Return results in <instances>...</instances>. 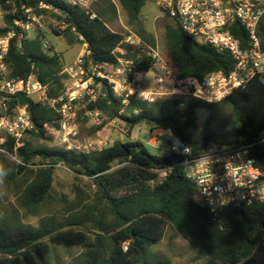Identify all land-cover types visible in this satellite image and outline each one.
<instances>
[{
    "label": "trees",
    "instance_id": "1",
    "mask_svg": "<svg viewBox=\"0 0 264 264\" xmlns=\"http://www.w3.org/2000/svg\"><path fill=\"white\" fill-rule=\"evenodd\" d=\"M23 1L31 6L40 2L49 5L50 10L36 9V13L51 12L59 23L67 24L66 34L71 43L81 42L78 38L81 35L94 64L116 66L119 56H135L124 43L125 34L108 26L110 15H116L112 0H99L92 9L94 17L61 0ZM147 1L119 0L136 34L157 47L155 36L139 22ZM16 3L20 4V0ZM0 7L11 9L12 4L0 0ZM15 17L8 14L7 23L12 24ZM167 17L170 16L167 14ZM172 19L173 24L166 26L167 63L177 78L204 79L214 72L228 75L235 69L236 60L231 53L218 52L210 45L198 43L183 31L176 18ZM50 30L61 34L58 27L50 25ZM231 30L242 46L247 47L245 28L235 23ZM6 31L1 29L0 34ZM259 36L264 51V16ZM42 37L24 39L22 49L12 43L7 56V77L27 78L35 74L46 86L47 96L54 99L63 93L67 75L62 71L66 63L53 48L49 51L43 48ZM117 48L124 49L126 54H117ZM149 67L150 63L145 60L139 65L144 71ZM103 90L106 96L87 102L85 110L100 111L107 120L122 121L128 138L136 128L146 125L152 132L170 129L196 155L209 144H253L252 155L264 170V72L255 73L244 86L220 102L234 115L227 124L220 122L226 112L221 108L213 110L219 104L194 96L163 97L152 103L133 96L124 103L109 87ZM30 101L27 111L34 125L32 135L44 138L48 131L46 126L60 127V116L55 108L44 102ZM11 104L16 106L18 101L14 99ZM198 109L210 113L204 127L198 123ZM4 146L20 160V163L15 162L16 171L6 172L4 179L21 185L18 201L26 211L36 213L49 198L58 164L90 179L95 192L92 203L81 200L72 206L76 212L65 223L47 217L38 227L15 218L17 211L15 217L8 219L0 213V264H50L51 244L81 247V264H169L149 252V248L163 238L167 223L207 255V264H264V255H255L264 240V201L227 207L218 220H212L196 198L197 183L188 178L179 165L182 160L179 155H157L144 142L131 139L89 152L35 147L30 140L16 152L11 141ZM79 208L83 210L79 212ZM88 223L94 230L93 236L85 231ZM125 242H129L126 252L122 248Z\"/></svg>",
    "mask_w": 264,
    "mask_h": 264
},
{
    "label": "built area",
    "instance_id": "2",
    "mask_svg": "<svg viewBox=\"0 0 264 264\" xmlns=\"http://www.w3.org/2000/svg\"><path fill=\"white\" fill-rule=\"evenodd\" d=\"M5 1L12 4V8L0 7V30L7 29L0 34V153L17 163L20 160L16 154L9 152L4 144L11 141L16 152L25 145L27 136L34 130L27 106L19 102L16 106L11 104L18 93H25L28 99L30 95H40L39 102L57 110L60 116L59 132L67 143V149L89 152L102 150L107 144L101 139L89 141L86 145L74 142L78 135L79 107L82 103L105 97V86L116 97L122 98L124 103H128L133 96L151 103L170 96H194L207 103H218L235 89L244 86L255 73L264 72V51L259 36L264 0H151L171 18H176L183 31L198 43L210 45L218 52L231 53L236 60L235 69L228 75L214 72L204 79H179L158 48L131 31L125 34L124 43L131 47L134 57L119 56L116 66L94 64L90 59L91 51L80 35L83 49L72 63L65 64L62 71L67 75L63 93L58 98L50 99L46 86L35 74L27 78L9 79L7 56L13 42L18 49H22L24 39L35 30L37 23L40 24L43 16L36 13V9L51 7L42 2L31 6L23 0H20V4L16 3L17 0ZM61 1L95 16L92 7L96 0ZM8 14L16 15L12 24L6 21ZM235 23L241 24L247 31V47H243L232 33L231 28ZM43 48L48 50L50 46L44 42ZM116 53L124 55L126 51L117 48ZM143 60L150 63L147 71L139 69ZM149 72L153 78L147 84L145 74ZM83 112L97 125L105 119L100 111L84 108ZM46 128L50 129L49 126ZM157 130L152 134L153 144H157L162 133L171 136L166 151L182 157L179 165L184 168L187 177L197 183L196 198L207 209L212 220H218L227 207L250 206L264 201V170L256 164L252 155L253 144H209L201 154L196 155L170 129ZM185 148L189 151L185 152ZM128 246V242L123 244L125 252Z\"/></svg>",
    "mask_w": 264,
    "mask_h": 264
},
{
    "label": "rangeland",
    "instance_id": "3",
    "mask_svg": "<svg viewBox=\"0 0 264 264\" xmlns=\"http://www.w3.org/2000/svg\"><path fill=\"white\" fill-rule=\"evenodd\" d=\"M99 2V0H96L92 7L93 10ZM112 2L116 6V15L113 24H108L110 29L124 34H127L129 31L136 33L135 26L129 25L127 13L122 8L119 0H112ZM40 14H42L43 18L40 24L37 23L35 30L29 33L28 38L33 39L38 35H42V43H48L50 49L53 48V52L59 54L63 63H72L83 49L82 42L76 41L71 43L68 39V34H66L67 26L63 25L62 22L59 23L51 12ZM109 19H111V15ZM139 22L143 28L155 36L158 51L167 62L166 26L173 24L174 20L171 17H167V14L153 1L148 0L142 8ZM50 25L58 27L61 34H54L50 30ZM50 49H48V51ZM152 78L151 72L145 74L147 84L152 82ZM39 98L40 95L36 94L29 96V99L34 101H39ZM216 104L219 105L217 108H213L214 111L221 108L226 112L220 122L223 124L231 122L234 119V115L230 108L226 104H221L220 102ZM85 106L86 104L82 103L79 107L78 135L74 139V142L78 144L86 145L89 141L101 139L106 142L107 146H111L116 141L131 139L144 142L151 137L152 131L149 127L141 125L134 130L131 138H128L126 127L122 121L118 119L107 120L106 117L104 119L105 121L102 122L103 125L101 129L95 131V128L99 125L91 121V119L84 114L83 110ZM205 113L207 114V118L204 121H202L201 115L198 117L200 127H204L209 118L210 113L207 110H205ZM27 140H30L35 147L67 148V143L60 134L59 128L48 129L46 137L44 138H37L29 134ZM169 141L170 137L164 136L160 139L155 149L149 148V150L154 154L164 155L165 151H162L159 147H168ZM0 166L4 168L5 172L16 171L15 161L9 156L1 153ZM21 189L19 183L6 181L5 179L0 182V213L8 219L15 217V211H17L18 217L15 218H18L24 223H31L38 227L41 221L47 217H54L56 221L65 223L67 219L76 212V208L72 206L81 200L86 203H92L95 192V187L92 185L90 179L75 174L69 168L61 164L55 166L54 182L49 198L43 206H40L36 213L28 212L20 207L18 198ZM81 208H79V212L83 210ZM85 231L89 232L90 236H93L92 232H94V230L91 224L88 223ZM51 246L53 252L48 258L50 264H81L80 255L83 252L81 247H64L53 244H51ZM149 252L156 258L167 260L169 264H207L208 260L207 255L202 252L198 246L176 233L169 223L166 224L163 238L157 244L151 246ZM260 254L264 255V240L255 250V255L258 256Z\"/></svg>",
    "mask_w": 264,
    "mask_h": 264
},
{
    "label": "crops",
    "instance_id": "4",
    "mask_svg": "<svg viewBox=\"0 0 264 264\" xmlns=\"http://www.w3.org/2000/svg\"><path fill=\"white\" fill-rule=\"evenodd\" d=\"M115 20V16H112L111 19H109L108 21V24H113ZM110 28V27H109ZM204 113V114H203ZM199 115L202 116V121H204L206 118H207V114L205 113V110L204 109H198L197 110V117H199ZM198 123H199V120H198ZM158 130H155L153 132H151V137L147 140V141H144V143L149 147V148H152V149H155L158 145V142L160 141L161 138H163L164 136H169L170 139H171V136L169 134H160V136L158 137V142L157 144H153L154 140L152 138V134L153 133H156ZM162 130H160L159 132L161 133ZM162 151H165V154H168V152L166 151L167 150V146H160L159 147Z\"/></svg>",
    "mask_w": 264,
    "mask_h": 264
},
{
    "label": "water",
    "instance_id": "5",
    "mask_svg": "<svg viewBox=\"0 0 264 264\" xmlns=\"http://www.w3.org/2000/svg\"><path fill=\"white\" fill-rule=\"evenodd\" d=\"M16 99L18 100L19 104L30 106L31 101L28 99L27 95L25 93H18L16 95Z\"/></svg>",
    "mask_w": 264,
    "mask_h": 264
},
{
    "label": "clouds",
    "instance_id": "6",
    "mask_svg": "<svg viewBox=\"0 0 264 264\" xmlns=\"http://www.w3.org/2000/svg\"><path fill=\"white\" fill-rule=\"evenodd\" d=\"M189 149L185 148V152H188ZM7 175V173L5 172L4 168L2 166H0V182L3 181L4 177Z\"/></svg>",
    "mask_w": 264,
    "mask_h": 264
}]
</instances>
